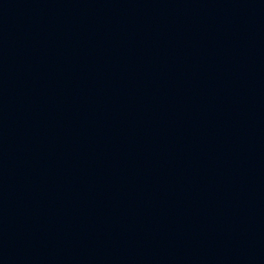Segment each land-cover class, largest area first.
<instances>
[{
    "label": "water",
    "instance_id": "1",
    "mask_svg": "<svg viewBox=\"0 0 264 264\" xmlns=\"http://www.w3.org/2000/svg\"><path fill=\"white\" fill-rule=\"evenodd\" d=\"M0 264H264V0H0Z\"/></svg>",
    "mask_w": 264,
    "mask_h": 264
}]
</instances>
